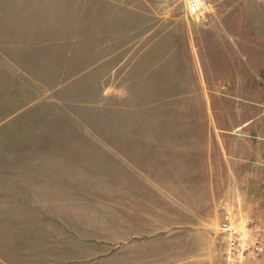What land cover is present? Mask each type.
Instances as JSON below:
<instances>
[{
	"label": "crops",
	"instance_id": "1",
	"mask_svg": "<svg viewBox=\"0 0 264 264\" xmlns=\"http://www.w3.org/2000/svg\"><path fill=\"white\" fill-rule=\"evenodd\" d=\"M84 1L89 30L82 39L89 42L70 54L87 65L130 66L122 73L128 87L121 103L109 106L106 98L104 141L85 132L94 140L36 159L41 169L27 175L24 196L12 189L9 209L0 213L19 208L43 217L61 214L67 199L96 197V190L82 189L76 167L100 164L106 197L120 199V217L107 214L104 228L60 218L0 221L1 231L45 233L40 242L26 238L23 248L13 237L0 238V264H216L225 240L224 183H247L264 197V34L239 42V30L226 25L229 16L248 21L236 8L191 22L178 10L187 0ZM208 2L214 12L239 3ZM255 16L263 19L252 22L264 23V14ZM177 65H190L185 77ZM193 65H235L233 92L225 84L212 92ZM46 166L56 168L44 173ZM66 166L75 169L66 174Z\"/></svg>",
	"mask_w": 264,
	"mask_h": 264
},
{
	"label": "rangeland",
	"instance_id": "2",
	"mask_svg": "<svg viewBox=\"0 0 264 264\" xmlns=\"http://www.w3.org/2000/svg\"><path fill=\"white\" fill-rule=\"evenodd\" d=\"M77 1L79 0H0L2 209H9L12 189L18 198L24 196L27 175L41 169L34 165L36 159H51L57 153L56 148L67 151V147H71L74 142L94 139L104 141L106 98H111L109 106L116 105L120 102L122 90L128 87V76H123L122 73L130 66L87 65V60L79 62V55L70 54L75 51V45H88L89 42V39H82L87 34L84 31L89 30L88 23L82 21L87 19L89 4L84 0L77 4ZM238 1L235 6L229 2V6L222 7V10H217L216 6L215 12V7L208 2L209 10L202 18L197 19L190 18L184 6L178 7V10L184 16L186 14L187 20L202 22L209 15L233 14L236 8L238 14L248 21L240 24L229 16L226 21L228 29L233 32L235 29L239 30L241 37L238 40H242L243 44L249 45L250 36L254 40L256 37L259 41L262 40L264 23L251 20L263 19L255 15L264 14V0ZM196 28L197 26V34L204 31L203 28ZM40 60L47 65L33 64L35 61L41 62ZM23 61L32 63L23 64ZM11 62L17 65H10ZM189 66L177 65L179 78L186 76ZM234 67L235 65H193V70L197 76L205 79L212 92H217L225 84L228 92L232 93L239 74V70ZM85 132H89L94 139L89 138ZM54 168L56 167L46 166L42 169L44 173H51ZM61 168L66 174L75 169L70 166ZM105 170V166L100 164L76 167V173H80L82 179V189L96 190V197L67 199V206L61 214L43 217L22 213L17 208V214L0 213V221L55 222L60 218L71 224L90 223L104 228L107 214L116 219L120 217L117 212L120 214L121 209L118 204L120 199L106 197ZM224 185L226 206L221 223L226 218L230 220L234 247L230 248L227 234L221 231L225 237L222 247L224 250L221 249L218 254L216 264H264L262 192L258 191L257 195L256 192L251 193L244 182H226ZM30 232L34 235H29ZM44 234L40 230H0V238L13 237V244L18 248H23L21 246L26 244V238L29 237H35L40 242L45 239ZM5 248L7 247L2 246L3 250Z\"/></svg>",
	"mask_w": 264,
	"mask_h": 264
},
{
	"label": "built area",
	"instance_id": "3",
	"mask_svg": "<svg viewBox=\"0 0 264 264\" xmlns=\"http://www.w3.org/2000/svg\"><path fill=\"white\" fill-rule=\"evenodd\" d=\"M209 3L207 0H187L186 1V14L192 18H202L203 14L206 13L209 10ZM231 223L228 218L225 219L224 222L220 225V230L222 233L227 234V239L230 242L231 249L234 247V241H233V235L231 230Z\"/></svg>",
	"mask_w": 264,
	"mask_h": 264
},
{
	"label": "bare ground",
	"instance_id": "4",
	"mask_svg": "<svg viewBox=\"0 0 264 264\" xmlns=\"http://www.w3.org/2000/svg\"><path fill=\"white\" fill-rule=\"evenodd\" d=\"M230 228H231V230H232V226H231Z\"/></svg>",
	"mask_w": 264,
	"mask_h": 264
}]
</instances>
